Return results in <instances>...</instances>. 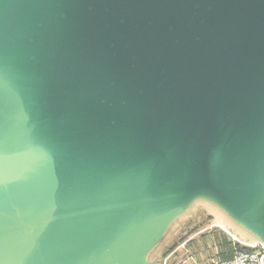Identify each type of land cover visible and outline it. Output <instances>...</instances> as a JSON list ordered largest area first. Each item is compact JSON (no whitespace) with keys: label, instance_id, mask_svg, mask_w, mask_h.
<instances>
[{"label":"water","instance_id":"1","mask_svg":"<svg viewBox=\"0 0 264 264\" xmlns=\"http://www.w3.org/2000/svg\"><path fill=\"white\" fill-rule=\"evenodd\" d=\"M200 206L264 247V0H0V262L164 264Z\"/></svg>","mask_w":264,"mask_h":264},{"label":"rangeland","instance_id":"2","mask_svg":"<svg viewBox=\"0 0 264 264\" xmlns=\"http://www.w3.org/2000/svg\"><path fill=\"white\" fill-rule=\"evenodd\" d=\"M208 212L209 211L207 209L200 206L198 211L192 217L179 223L180 225L174 228L175 232L173 233L172 238L165 245L164 249L168 251L165 256L166 264H171L170 260H172V264H207L209 262L212 257L204 259L199 252H193V245L190 247L183 246L181 249L182 251L178 253V255H174L178 246L182 245L185 239L194 233V231L199 229V227H206L217 222V219L215 217H210ZM213 229L220 230L223 233L225 232L220 226L213 227ZM224 234V237H222L223 241L227 238H234L232 235L233 233L226 232ZM239 247L242 246L239 244L237 248Z\"/></svg>","mask_w":264,"mask_h":264},{"label":"crops","instance_id":"3","mask_svg":"<svg viewBox=\"0 0 264 264\" xmlns=\"http://www.w3.org/2000/svg\"><path fill=\"white\" fill-rule=\"evenodd\" d=\"M213 227H217V225L214 223L206 227H199L185 239L182 245L178 246L174 255H178L182 251L183 246L190 247L193 245V252H199L204 259H209L216 255L223 259L230 258L239 244L234 238H227L223 241L222 237H224L226 231L223 229L225 231L223 233L220 230L213 229ZM170 263L172 264V260H170Z\"/></svg>","mask_w":264,"mask_h":264},{"label":"built area","instance_id":"4","mask_svg":"<svg viewBox=\"0 0 264 264\" xmlns=\"http://www.w3.org/2000/svg\"><path fill=\"white\" fill-rule=\"evenodd\" d=\"M235 240L242 247L235 249L230 258L223 259L219 256H214L207 264H264V247L261 244H251L239 239ZM164 264H166V260H164Z\"/></svg>","mask_w":264,"mask_h":264},{"label":"bare ground","instance_id":"5","mask_svg":"<svg viewBox=\"0 0 264 264\" xmlns=\"http://www.w3.org/2000/svg\"><path fill=\"white\" fill-rule=\"evenodd\" d=\"M217 226H220V227H222L226 232H228V233H231L230 231H228V229H227V226L224 224V223H222L220 220H217V222L215 223ZM224 224V225H223ZM233 235V237L234 238H236V239H239L237 236H235L234 234H232ZM240 240V239H239Z\"/></svg>","mask_w":264,"mask_h":264},{"label":"snow or ice","instance_id":"6","mask_svg":"<svg viewBox=\"0 0 264 264\" xmlns=\"http://www.w3.org/2000/svg\"><path fill=\"white\" fill-rule=\"evenodd\" d=\"M0 264H2V262H0Z\"/></svg>","mask_w":264,"mask_h":264}]
</instances>
